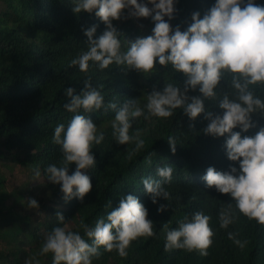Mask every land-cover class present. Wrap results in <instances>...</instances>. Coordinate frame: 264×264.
I'll use <instances>...</instances> for the list:
<instances>
[{
    "label": "trees",
    "instance_id": "obj_1",
    "mask_svg": "<svg viewBox=\"0 0 264 264\" xmlns=\"http://www.w3.org/2000/svg\"><path fill=\"white\" fill-rule=\"evenodd\" d=\"M212 2L177 0L170 24L187 27L191 13L200 11L202 15ZM255 2L264 4V0ZM71 8V0H0V264H52V254H41L39 248L45 233L64 223L58 221L56 212L64 216L69 230L84 235L82 222L94 225L98 217L111 210L109 201L115 207L118 199L128 193L138 196L148 209L154 234L131 241L124 257L115 249L105 251L101 246L92 264H264V225L246 220L239 213L227 228L218 225L217 211L229 200L214 187L205 188L201 177L210 165L224 169V137L201 131L207 123L202 114L190 121L176 109L168 118L142 115L133 119L129 134L139 135L144 141L141 148L133 150L134 141L121 145L112 136L108 122L114 110L84 113L104 133L101 143L93 144L91 149L96 163L87 169L90 191L80 201H65L58 184L49 182L34 188L30 183L34 169L38 167L44 176L43 163L59 165L62 161L60 149L53 148L52 130L57 123L67 124L73 115L63 107L65 88L71 86L78 92L84 80L90 79L94 87L102 86L105 103L115 101L119 105L126 98L136 97L143 106L145 91L153 86L160 88L163 83H182L184 79L170 66L159 65L143 75L115 64L98 69L90 61L87 73L80 71L70 60L87 48L83 29L96 24L95 38L105 26L94 13L73 14ZM113 25L122 48L127 47V41L150 34L153 26L150 18L115 20ZM226 90L221 86L218 94ZM257 94L264 96V89H257ZM205 107L214 113L220 111L215 101H205ZM253 120L256 127L241 135L254 134L264 126V118L253 116ZM169 136L175 139V152L167 143ZM160 155L168 161L172 157L176 171L170 186H166L169 198H157L153 204L143 192L141 177L155 171ZM18 167L29 171L26 181L18 180ZM73 167L69 165V172ZM193 189L203 191L196 207L188 202ZM28 197L35 198L39 207H29ZM213 198L216 201L211 204L208 199ZM165 203L167 210L157 213V206ZM196 210L210 216L213 251L200 257L198 250H165V225L175 227ZM229 231L246 241L243 247L229 239Z\"/></svg>",
    "mask_w": 264,
    "mask_h": 264
},
{
    "label": "clouds",
    "instance_id": "obj_2",
    "mask_svg": "<svg viewBox=\"0 0 264 264\" xmlns=\"http://www.w3.org/2000/svg\"><path fill=\"white\" fill-rule=\"evenodd\" d=\"M176 3L177 0H71L73 14L94 13L105 26L95 38L96 24L83 29L87 48L70 60L71 65L86 72L90 61L98 69L115 64L143 75L150 74L155 65L170 66L183 74L184 79L182 83H163L160 88L153 86L145 91L143 106L136 97L126 98L119 105L115 101L105 103L100 91L102 86L94 87L90 79L84 80L78 92L71 86L65 88L67 99L63 107L73 115L67 124L57 123L52 130L53 148L60 149L62 161L59 165L43 163L44 176L38 167L34 169L30 183L34 188L49 182L58 184L57 190L62 192L65 201L73 198L80 201L90 191L92 183L87 169L96 163L91 149L93 144L101 143L104 133L84 113L114 110L108 122L112 136L121 145L134 141L135 150L144 141L139 135L129 134L133 119L142 115L168 118L180 109L190 121L202 114V119L207 121L201 129L205 135L224 137V169L210 165L201 177L205 188L214 187L229 200L217 211L219 227L227 228L237 213L264 225V126L254 134L241 135L256 127L253 116L264 118V96L257 94V89H264V4L255 0H213L202 15L200 11H193L191 22L182 29L179 24H170ZM127 18H150L153 26L150 34L127 41V47L122 48L113 21ZM221 86L229 90L218 94ZM190 92L196 94L189 95ZM205 101H215L220 111L214 113L205 107ZM167 143L175 152L173 136L167 138ZM162 158L160 155L151 175L141 177L143 192L153 204L157 198L165 201L169 198L166 186H170L176 171L172 157L169 161ZM70 164H74L71 172ZM18 168L21 171L18 180L26 181L29 171ZM202 195L203 191L193 189L188 202L196 207ZM26 200L29 207H39L35 198ZM208 201L213 204L216 199ZM109 206L111 210L98 217L94 225L81 223L84 235L69 230L64 216L56 212L58 221L64 223L45 233L40 253H51L52 264H92L101 246L105 251L115 249L124 257L131 241L154 234L148 209L138 196L125 194L115 207L110 201ZM167 208L166 203L159 204L156 211L160 213ZM209 221L208 214L196 210L175 227L165 225V250H198L200 257L212 252L213 229ZM227 236L240 247L246 243L232 231Z\"/></svg>",
    "mask_w": 264,
    "mask_h": 264
}]
</instances>
